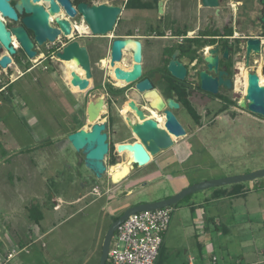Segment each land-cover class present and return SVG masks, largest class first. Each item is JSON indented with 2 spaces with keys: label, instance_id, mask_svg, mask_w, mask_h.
<instances>
[{
  "label": "rangeland",
  "instance_id": "1",
  "mask_svg": "<svg viewBox=\"0 0 264 264\" xmlns=\"http://www.w3.org/2000/svg\"><path fill=\"white\" fill-rule=\"evenodd\" d=\"M91 1L93 4L120 6L124 2ZM179 4V10H176L180 12ZM180 16L177 14L176 17L181 18ZM127 18L125 11L111 35L124 32ZM78 24L84 25L82 20ZM185 24L183 22L180 27ZM46 50L47 47L42 48L41 54ZM40 62L41 57L31 61L32 66L38 65L35 71L42 68ZM61 64L67 67L64 62L57 60L51 63L56 70L62 69ZM121 66L125 67L126 63ZM239 67L247 71L243 63ZM58 70L55 81L62 93L58 94V97L51 90L49 94H43L41 74V83L34 81V76L39 74L37 72L26 75L15 84L12 92H9L6 89L8 85L13 84L24 71L15 65L0 71L3 92L8 94L7 100L15 108L12 116L8 114V131L0 128V216L3 217V224L7 223L8 231L11 229L18 232L16 228L19 224V229L27 232V226L31 225L32 220H29L26 207L32 202L44 203L41 231L47 235L32 246L30 264H91L87 256L94 241L93 235H100L101 240L112 224V218L119 216L135 203H147L172 196L177 177L187 178L189 183H195L212 173H235L236 170L252 173L264 169V126L258 125L257 119L255 121L246 116L236 121L230 117L216 119L219 109L223 106L222 101L198 93L195 94L194 106L203 118L204 127L194 128L193 141L189 143L192 149L188 147L189 153L183 163L180 160L185 154L180 152L179 147L185 145L184 137L178 139L177 146L163 152L150 165L139 168L137 173L127 175L120 183H114L112 180V167L116 165H110L108 155L106 162L109 167L112 166L110 172L102 179H97L87 169L85 157L82 154L76 156L68 137L60 138L62 132L59 122L63 111L58 98L66 99L72 113L75 112V101L74 94H63L68 88V81L66 75L58 74ZM239 78H242L241 74L237 76V80ZM188 79L193 84L198 82L197 73L192 68ZM245 79L246 76L244 86H237L236 82L238 94H228L234 97L236 102H240L244 96ZM236 105L229 111H240L239 104ZM6 132L8 134H5ZM6 155L9 157L5 160ZM123 159L122 162L117 161V165L126 163L127 157ZM144 183L146 185L142 186ZM120 190L124 193L120 194ZM201 192L190 195V199L192 196L200 197ZM9 200L14 203L10 209L5 205ZM188 200L173 207L171 224L164 235L165 249L161 257L163 264L170 260L177 262L179 259L176 257L180 252V260H188L186 251L191 240V220L189 222L185 211H176L177 207H181ZM5 218L7 222L4 221ZM10 225L15 227L9 228ZM36 237L28 242H32ZM253 239L254 236L251 237V240ZM4 242L6 243L0 242V264H12L8 258L15 253L12 250L13 244L9 242L8 237Z\"/></svg>",
  "mask_w": 264,
  "mask_h": 264
},
{
  "label": "flooded vegetation",
  "instance_id": "2",
  "mask_svg": "<svg viewBox=\"0 0 264 264\" xmlns=\"http://www.w3.org/2000/svg\"><path fill=\"white\" fill-rule=\"evenodd\" d=\"M67 1L74 9V14H69L65 6L59 2V0H54L59 6V11L55 14L50 11L53 3L51 0H30L32 4L41 6L43 12L48 14V23L52 28H59L56 23L57 17L71 24V34L66 35L62 32L61 35L57 37L56 41L60 37H65L68 44L76 41L81 48H86L89 55L91 67L90 78L87 77L85 69L75 60L77 70L70 71V73H77L81 79L86 81L85 85L82 87L72 85V73L68 80V75L65 71L66 68L63 66L64 64H61V70L57 69L59 71L58 74L66 75L68 81V88L63 94L66 96L67 94H74L75 101L74 115V113L70 111L69 104L65 101L66 99L64 100V98L62 99L60 97L61 101L60 98H58L63 111L61 121L59 122V127L62 132L60 138L62 136L68 137L71 133L77 132L83 128L91 129L94 124L89 121V106L92 103L101 102L103 104V109L99 115L98 123L106 126L104 132L108 135L109 155L114 150L116 153V160L121 162L124 161V157H127V161L131 158V155L126 149H123V147L141 142L128 121H131L132 124H143L145 121L151 120L155 122L158 128L166 130L175 140L172 132L167 126L169 121L168 112L173 114L177 122L185 130L186 135L183 137L186 140H184L185 145L182 146L183 148L188 147L189 143L193 141L194 128L198 126L200 128L204 127L203 123L200 125L195 118V113L199 117L201 116L194 106L195 94H206L218 100H221L218 98L219 94H226L233 102H236L234 97H230L228 94H238L235 85L237 78L236 70L239 68V64L245 61V56L242 53V46L246 41V37L242 38L241 34L264 35V23L262 22L264 5L262 4V0H219V9L203 7L201 0H124L122 6L114 4L115 6L122 7V14L126 11L128 17L124 32L117 35H111V33H114L117 24L114 30L107 35H95L92 33L79 10V5L81 3L94 5L91 0ZM7 2L14 10L17 18L14 19L10 16H5L0 10V22L3 25V29L8 32L7 38L9 40V46L12 47L15 52L11 53L9 48L2 44L0 40V60L4 56L11 59V63L8 64L7 68H3L0 65V71L5 69L8 70L9 67H13V65L19 70L24 71L20 77L12 82L13 85L17 84L21 79L26 77V75H30L34 72H42L43 94H49L51 90V92H54L58 97V94L62 93L60 92L59 85H57L55 81L57 70L52 67L51 63H53L54 60H57V62L60 61V63L65 62L57 57V54L61 52L58 51L59 46L53 44L56 41L40 45L36 40V33L25 23V19L32 14L24 8L22 0H7ZM178 4L180 6V12L176 10V8L178 9ZM177 14H180L181 18L176 17ZM184 16L186 17L184 18ZM81 20L89 30L87 33H83L78 29V27H80L78 23ZM183 22L186 24L180 27V24ZM220 24H223V26L221 27ZM16 28L24 30L29 39L33 42V50L37 51V56L34 59L41 57L40 63L42 64V68H39V70L35 71L38 65L32 66L31 61H34V59H30L27 56L20 41L15 36L14 29ZM228 28L232 29L233 35L225 37L223 36L225 34L224 29ZM181 31L186 32V36H178V32ZM208 31H217V34L220 36H203ZM119 39L129 40L130 42L127 47L122 50V58L120 61L113 67L111 65L112 47L114 41ZM189 39H198L203 42L215 40L216 43L201 48L195 43H191V53L189 55H184L181 47L185 44L186 40ZM217 43L221 45L220 68H228L229 77L233 80L234 84L232 90H228L221 86L218 95H212L201 89L200 73L207 69L205 57L208 54V48L214 47ZM227 46L230 48V54L228 58H224V48ZM44 47H47V50L43 53V56H41L40 50ZM137 49H139L141 57L140 64L142 66V75L136 82L126 83L124 80L118 78L116 70H131L134 64L137 63ZM238 49H241V51ZM176 52H179L177 59L188 69V75L183 81L172 76L168 68ZM254 57L253 61H256ZM125 63V67L121 66L123 64L125 65ZM190 68L197 73V84H193L188 79ZM210 74L213 77H217V74L214 72ZM144 80H148L152 87L149 90L140 91L137 88V84ZM3 89L0 90V128L6 130V127L9 125L8 114L12 116V112L15 108L9 104L7 100L8 94H5ZM170 99L177 102L180 107H170ZM237 103L239 104V102ZM230 106L236 107L237 105ZM134 107L142 112L144 118L140 116ZM26 109L28 110L29 108L26 107ZM5 134H8V132ZM175 142L177 143L176 140ZM69 144L76 153V156L82 154L85 157L83 151L77 152L72 147L71 143ZM153 161L154 158H152V162ZM139 168L141 167L137 165H135L133 169L130 168V174L137 173ZM115 169L128 170L124 168L123 164L112 167V172L117 171ZM6 203L5 205L7 208L9 206V209L12 205L14 206L13 201L9 200L8 202L6 201ZM39 203L42 206L44 205L43 202ZM30 206L31 204L26 207L27 210ZM7 216L8 214H6V218ZM0 222H3V217L1 218V216Z\"/></svg>",
  "mask_w": 264,
  "mask_h": 264
},
{
  "label": "water",
  "instance_id": "3",
  "mask_svg": "<svg viewBox=\"0 0 264 264\" xmlns=\"http://www.w3.org/2000/svg\"><path fill=\"white\" fill-rule=\"evenodd\" d=\"M51 2L53 3L50 11L55 14L59 11V6L54 2V0H51ZM59 2L65 6L69 14H74V9L67 0H59ZM201 3L203 7L213 9L220 8L219 0H201ZM262 4L264 5V0H262ZM22 5L28 12L32 14L30 17L25 19V23L36 33V40L40 45H43L47 42L56 41L57 37L61 35L62 32H64L66 35L71 34V24L68 21L57 17L56 23L58 24L59 28H52L48 23V14L43 12L41 6L32 4L30 0H22ZM0 10L5 16H10L14 19L17 18V15L7 0H0ZM79 10L89 25L90 30L95 35H107L111 33L122 14V7L105 3L97 5L81 3L79 5ZM262 22L264 23V14ZM14 34L20 41L27 56L30 59L36 58L37 51L33 50L34 44L29 39L25 31L20 28H16L14 29ZM7 35L8 32L3 29V25L0 22V40L2 44L9 48L11 53H14L15 50L9 46ZM245 39L246 41L242 46V53L245 56V61L243 64L247 70V86L244 91V96L239 102V109L264 119V80L262 76V73L264 74V59L253 61L254 56L264 57V37ZM129 42V40L120 39L114 41L111 61V65L113 67H115L116 63L122 58V50L127 47ZM178 54L179 52L174 54L168 68L172 76L183 81L188 75V69L179 59H177ZM229 54L230 48L227 46L224 48L223 57L228 58ZM57 57L65 62L74 60L77 61V63H79L87 72V77H91V67L88 52L86 48H81L78 42L74 41L69 43L62 52L57 54ZM220 58L221 45L217 43L214 47L209 48L208 54L205 57L207 69L200 73L201 89L212 95H218L221 86L227 88L228 90L233 89L234 83L229 77L228 68H220ZM136 62L137 63L134 64L131 70L117 69L116 73L118 78L120 80H124L126 83L136 82L142 75L139 49H137ZM9 63H11V59L7 56H4L0 60V65L3 68H7ZM241 64L242 63L239 65ZM213 72L217 74V77H213L210 74ZM240 74L241 69L239 67L236 70V75L239 76ZM71 83L73 86L82 87L85 85L86 81L81 79L77 73L73 72ZM151 87L152 85L148 80L141 81L137 84V88L140 91L149 90ZM169 105L172 108L180 107V105L172 99L169 100ZM102 109L103 104L101 102L92 103L88 109L89 121L94 124L92 128H83L77 132L71 133L68 136V140L72 147L77 152L83 151V154L85 155L86 167L96 176L97 179H102L105 174H107L105 159L110 152L109 144L107 142L108 135L104 132L106 126L104 124L98 123L99 115ZM134 109H136L140 116L144 118L142 112L138 111L136 107H134ZM168 116L169 121L167 126L177 141L178 139L185 136L186 132L177 122L171 112H168ZM128 123L141 140V142H136L123 147V149H126L131 155V158L127 161V164L131 169H133L135 165L141 168L150 165L152 163V158H155L163 152L172 149L176 145L173 137L166 130L158 128L155 122L151 120H147L143 124H132L131 121H128ZM263 178L264 169H260L248 174L208 180L189 185L168 198L129 207L117 220L112 222L108 228L103 242L99 264H107L112 238L120 225L124 223L132 214L140 211L175 207L186 197L200 191L236 183L255 181ZM145 185L146 184H143V186ZM119 193L123 194L124 191L120 190Z\"/></svg>",
  "mask_w": 264,
  "mask_h": 264
},
{
  "label": "crops",
  "instance_id": "4",
  "mask_svg": "<svg viewBox=\"0 0 264 264\" xmlns=\"http://www.w3.org/2000/svg\"><path fill=\"white\" fill-rule=\"evenodd\" d=\"M241 36L242 38L264 37L259 34H241ZM262 58L264 59L263 56L254 57L256 60ZM237 113L239 115L236 119H232L226 114L219 115L216 119L230 117L233 121H236L238 118L246 116L254 120L257 119L258 125L264 126V122H261L264 119L254 114L241 110ZM177 143H179L178 140ZM188 147L185 149L183 146L182 148L181 146L179 147L180 152L185 154V157L180 160L181 163H183V159L189 153ZM8 157L5 156V160ZM233 172L212 173L209 177L195 183H189L187 178L177 177L178 180L173 185V193L175 194L192 184L249 173L240 170ZM222 192H227V194L217 198L216 194ZM199 195L201 196H192L187 203L176 208V211L178 209L185 211L188 214L189 222L191 220L189 224L191 240L186 251L188 260L181 261L182 252H180L176 257L179 259L177 262L176 260H170L164 264H264V178L210 188L202 191ZM94 200L98 202L97 199ZM30 222L31 225L27 226L29 228L27 232H22L19 229V224L16 228L18 232H13L11 229L8 231L7 223H4V225L3 222H0V242L6 243L4 239L8 237L9 242L13 244L12 250L15 253L8 258L12 264H30L32 246L46 238L47 234L41 231L43 229L41 227L43 220L40 222V226H35L33 221ZM13 226L10 225L8 227L12 228ZM34 236L37 237L32 242H28ZM253 236L254 239L251 240ZM92 239L94 241L91 244V250L87 258L92 262L91 264H99L105 236L100 240V235L96 234L93 235ZM164 242L163 244H165Z\"/></svg>",
  "mask_w": 264,
  "mask_h": 264
},
{
  "label": "built area",
  "instance_id": "5",
  "mask_svg": "<svg viewBox=\"0 0 264 264\" xmlns=\"http://www.w3.org/2000/svg\"><path fill=\"white\" fill-rule=\"evenodd\" d=\"M53 44L62 52L68 42L60 37ZM106 160L109 173L112 166ZM172 213L169 207L132 214L113 236L107 264H156Z\"/></svg>",
  "mask_w": 264,
  "mask_h": 264
},
{
  "label": "trees",
  "instance_id": "6",
  "mask_svg": "<svg viewBox=\"0 0 264 264\" xmlns=\"http://www.w3.org/2000/svg\"><path fill=\"white\" fill-rule=\"evenodd\" d=\"M224 33L225 34L223 36H225V37H230V36L233 35V31L230 28L224 29ZM177 35L180 36V37L186 36V32H182L181 31V32H178ZM217 35L220 36L219 34H217V31H215V32L208 31L203 36H217ZM191 43H195L199 48H201V47H205L206 45H214L216 43V41L215 40H208L207 42H203V41L198 40V39H196V40H190V39L186 40L185 44H183L182 47H181L184 55H189L191 53V48H190L191 47ZM238 50L241 51V49H238ZM40 74L42 76V72H39V74H36L34 76L35 77L34 81L36 80L35 82L39 81L41 83ZM14 86L15 85H13V84L9 85L6 88V89H8L7 91L12 92ZM3 88H4V86H2L0 84V90L3 89ZM218 98L221 99L223 106L219 109L217 115L226 114V115H229L232 119H236L239 114L237 112H234V111H231V110L229 111V109L231 108L230 105H236L237 102H233L232 99H230L227 96L221 95V94H219ZM195 118L197 119L198 123L200 125H202V123H203L202 117L201 116L199 117L195 113ZM109 157H110V165H117L118 162L116 160V153H115L114 150L111 152ZM225 194H227V192L218 193V194H216V197L219 198V197H221V196H223ZM187 199H190V196L186 197L181 202L186 201ZM143 203H145V202H138V203L133 204L132 206L143 204ZM28 213H29L30 220H32L37 226L40 225V222L44 219L43 208H42V205L40 203H35V202L31 203V206L28 209ZM121 215L122 214H120L119 216L113 217L112 218V222L117 220ZM163 250H164V244L161 247V250H160V253H159V256H158L156 264H163L162 261H161Z\"/></svg>",
  "mask_w": 264,
  "mask_h": 264
},
{
  "label": "bare ground",
  "instance_id": "7",
  "mask_svg": "<svg viewBox=\"0 0 264 264\" xmlns=\"http://www.w3.org/2000/svg\"><path fill=\"white\" fill-rule=\"evenodd\" d=\"M78 29H80L81 32H83V33H87L89 31L86 25L80 26V27H78ZM64 63L67 66L66 67V70H65L66 73H67V75H68L67 77L70 78V75L72 73V72L70 73V71L71 70H73V71H76L77 70L76 63H75V61H70V62H67V63L64 62ZM241 72H242L241 73L242 78H239L237 80V84H238L237 86H244V77L246 76V72L244 71L243 68H241ZM262 76H263V73H262ZM263 80H264V76H263ZM245 85H246V79H245ZM123 166H124V168H127L128 170H118V169H115L117 171L112 172V180H113L114 183H120L127 175L130 174V166H128L127 163L126 164L123 163Z\"/></svg>",
  "mask_w": 264,
  "mask_h": 264
}]
</instances>
